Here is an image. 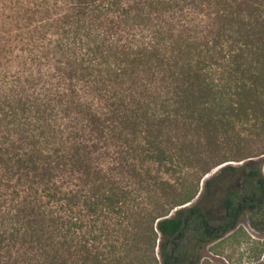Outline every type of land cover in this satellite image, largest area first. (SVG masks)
Segmentation results:
<instances>
[{
  "label": "trees",
  "instance_id": "1",
  "mask_svg": "<svg viewBox=\"0 0 264 264\" xmlns=\"http://www.w3.org/2000/svg\"><path fill=\"white\" fill-rule=\"evenodd\" d=\"M255 139L264 0H0V264H199L264 232V153L204 179Z\"/></svg>",
  "mask_w": 264,
  "mask_h": 264
},
{
  "label": "rangeland",
  "instance_id": "2",
  "mask_svg": "<svg viewBox=\"0 0 264 264\" xmlns=\"http://www.w3.org/2000/svg\"><path fill=\"white\" fill-rule=\"evenodd\" d=\"M228 149L227 158L233 161L216 166L204 179L217 173L225 164L239 165L242 162L235 160L264 153V139L250 140L247 144L242 142ZM260 158L261 168L264 169V154ZM200 187L202 189V185ZM252 222L251 216L247 214L234 230L204 246L199 264H264V232L256 230Z\"/></svg>",
  "mask_w": 264,
  "mask_h": 264
}]
</instances>
